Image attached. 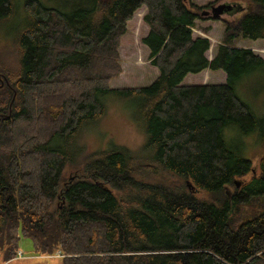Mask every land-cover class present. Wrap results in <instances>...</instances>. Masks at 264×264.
Masks as SVG:
<instances>
[{
    "label": "trees",
    "instance_id": "trees-1",
    "mask_svg": "<svg viewBox=\"0 0 264 264\" xmlns=\"http://www.w3.org/2000/svg\"><path fill=\"white\" fill-rule=\"evenodd\" d=\"M232 3L241 15L224 17L208 58L211 40L196 30L208 34L197 23L213 18L192 0H90L73 14L27 1L16 60L0 65V264L18 255L22 237L39 255L61 251L63 264H264V155L256 173L222 134L229 125L258 130L264 146V120L235 91L264 69L259 54L236 45L264 39V0ZM143 6L142 42L159 75L112 89L120 38ZM12 13L0 0V21ZM206 69L225 71L226 82L184 83ZM110 100L130 107L146 138L139 148L79 143Z\"/></svg>",
    "mask_w": 264,
    "mask_h": 264
},
{
    "label": "rangeland",
    "instance_id": "rangeland-1",
    "mask_svg": "<svg viewBox=\"0 0 264 264\" xmlns=\"http://www.w3.org/2000/svg\"><path fill=\"white\" fill-rule=\"evenodd\" d=\"M30 0H11L13 7V13L9 18L0 21V65L2 66L5 61L14 62L19 49L18 40L19 30L25 22V4ZM43 5L51 8L58 9L63 13L73 14L80 7H87L90 0H38ZM192 2L204 6V10L210 9V5L219 4L223 2L232 3L233 0H192ZM146 7L139 8L131 20L127 22V32L120 38V56L122 64V72L119 76L111 81L110 87L124 88V87H137L147 86L154 82L159 75V69L151 64L150 51L142 39L147 35L149 26L144 21V15L147 10ZM203 13V12H202ZM224 14V17L230 19L237 18L241 13ZM210 25H207L209 24ZM226 22L224 20H206L198 21V27L209 26L211 33H203L202 30L197 29V34L209 35L211 38V49L208 52L209 57L213 56L214 47L220 43L225 30ZM233 24V21H232ZM218 40H216V39ZM238 47L251 48L255 54H259L264 59V39L252 40L248 38H241L236 42ZM206 71L198 74H188L184 79L185 84H199L204 81L210 84L224 83L227 80V74L223 70ZM2 73V72H1ZM3 74V73H2ZM5 77V76H4ZM3 78V77H2ZM4 79V80H3ZM0 79V85L7 83V80ZM204 80V81H203ZM206 82H204L206 84ZM235 91L238 96L247 103L252 111L255 113L259 120H264V69L262 67L256 68L244 74L235 85ZM110 100V108L107 115L97 125L89 130L83 132L80 144L84 143L88 151L107 149L113 144H124L132 149H137L145 141L144 134L131 122V110L130 107H123L122 104L112 102ZM260 131L255 130L253 132L244 133L237 125L227 126L223 133L226 142L234 149L240 150L241 154L250 159L253 165L260 171L261 157L264 155V146L261 145ZM254 171L246 174L243 177L236 178L238 182L236 185L239 187L244 182L251 180ZM72 169L67 170V175H73ZM168 175L166 172H162V179H165ZM170 181L178 182L179 178L169 176ZM228 190L235 193L232 186H228ZM201 196V194H198ZM243 211L247 212L249 206H243ZM21 255L15 256L13 259L5 262L4 264H63L61 256L57 257L59 251L55 254H49L47 256L39 255L33 243V240L29 237H22L20 241Z\"/></svg>",
    "mask_w": 264,
    "mask_h": 264
},
{
    "label": "water",
    "instance_id": "water-1",
    "mask_svg": "<svg viewBox=\"0 0 264 264\" xmlns=\"http://www.w3.org/2000/svg\"><path fill=\"white\" fill-rule=\"evenodd\" d=\"M234 3L223 2L219 4H212L210 9L203 11L204 15L211 16L214 20H224V14L234 11ZM190 186V184H189Z\"/></svg>",
    "mask_w": 264,
    "mask_h": 264
},
{
    "label": "crops",
    "instance_id": "crops-1",
    "mask_svg": "<svg viewBox=\"0 0 264 264\" xmlns=\"http://www.w3.org/2000/svg\"><path fill=\"white\" fill-rule=\"evenodd\" d=\"M207 25H210V23L209 24H207ZM211 31H212V29L210 30V32L209 33H211ZM207 37H209V39L211 40V38L212 37H214L212 34H209V35H206ZM223 38V37H222ZM222 38L220 39V40H218V39H216V40H218L219 42H221V40H222ZM207 71H209V69L207 70ZM205 71H203V72H201V73H204ZM204 81V80H203ZM204 82H206V81H204Z\"/></svg>",
    "mask_w": 264,
    "mask_h": 264
},
{
    "label": "flooded vegetation",
    "instance_id": "flooded-vegetation-1",
    "mask_svg": "<svg viewBox=\"0 0 264 264\" xmlns=\"http://www.w3.org/2000/svg\"><path fill=\"white\" fill-rule=\"evenodd\" d=\"M2 77L5 78L4 75L0 72V79H1V80L3 79ZM3 80H4V79H3Z\"/></svg>",
    "mask_w": 264,
    "mask_h": 264
},
{
    "label": "built area",
    "instance_id": "built-area-1",
    "mask_svg": "<svg viewBox=\"0 0 264 264\" xmlns=\"http://www.w3.org/2000/svg\"><path fill=\"white\" fill-rule=\"evenodd\" d=\"M21 254H22V252H19V255H21ZM60 255H61V253L59 252V253H58V256H60ZM61 256H62V255H61Z\"/></svg>",
    "mask_w": 264,
    "mask_h": 264
},
{
    "label": "bare ground",
    "instance_id": "bare-ground-1",
    "mask_svg": "<svg viewBox=\"0 0 264 264\" xmlns=\"http://www.w3.org/2000/svg\"><path fill=\"white\" fill-rule=\"evenodd\" d=\"M44 256H47V255H44Z\"/></svg>",
    "mask_w": 264,
    "mask_h": 264
}]
</instances>
